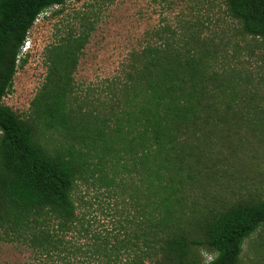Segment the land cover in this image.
I'll return each instance as SVG.
<instances>
[{
    "label": "trees",
    "instance_id": "obj_1",
    "mask_svg": "<svg viewBox=\"0 0 264 264\" xmlns=\"http://www.w3.org/2000/svg\"><path fill=\"white\" fill-rule=\"evenodd\" d=\"M66 1L0 0V233L45 258L66 257L67 264H240L245 241L264 229V197L189 216L188 196H177L187 182L168 162L172 123L189 120L200 99L221 88L216 68L226 49L213 39L168 28L151 32L130 54L113 103L96 115L75 91L74 73L94 29L84 14L77 30L47 49L48 72L29 115L3 103L38 16ZM224 5L242 38L264 48V0ZM250 99L264 123V95L252 92ZM57 128L77 131L93 151L42 142ZM126 174L147 181L143 193L157 199L127 196ZM79 181L112 196H74ZM259 243L263 248L264 235ZM199 246L215 256L199 260Z\"/></svg>",
    "mask_w": 264,
    "mask_h": 264
},
{
    "label": "rangeland",
    "instance_id": "obj_2",
    "mask_svg": "<svg viewBox=\"0 0 264 264\" xmlns=\"http://www.w3.org/2000/svg\"><path fill=\"white\" fill-rule=\"evenodd\" d=\"M84 14L94 29L74 73L75 91L88 111L96 115L113 103L130 54L151 39V32L167 28L176 33L197 32L226 49L216 68L222 82L220 90H211L201 98L198 112L189 120L172 123L175 142L168 162L187 182L177 196H188L189 216L196 211L204 215L221 210L240 200L263 198L264 123L249 105L252 92L264 95V48L258 41L242 38L240 25L227 15L224 0H67L38 16L20 55L23 65L3 103L23 118L29 115L48 72L47 49L70 30H77ZM77 135V131L57 128L43 134L42 142L72 146L83 154L93 151L90 142L79 141ZM107 165L111 170L112 163ZM125 176L131 192L127 196L157 199L153 192L143 193L147 181H139L136 174ZM190 176L195 180L188 182ZM74 196L112 195L79 181ZM141 202L148 201L145 198ZM263 235L261 229L245 241L240 264H264V246L259 243ZM5 238L0 233V264H67L66 257L45 258L27 245ZM196 252L203 262L215 256L203 246ZM81 260L78 257L77 262Z\"/></svg>",
    "mask_w": 264,
    "mask_h": 264
}]
</instances>
